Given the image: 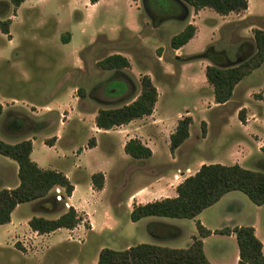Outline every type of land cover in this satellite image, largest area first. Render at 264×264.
Masks as SVG:
<instances>
[{
	"label": "rangeland",
	"instance_id": "rangeland-1",
	"mask_svg": "<svg viewBox=\"0 0 264 264\" xmlns=\"http://www.w3.org/2000/svg\"><path fill=\"white\" fill-rule=\"evenodd\" d=\"M136 5L138 10L133 8V2L130 3L128 0H98L94 5H89L88 0L22 1L15 9L8 29L9 34L0 32V122L6 118L1 131L4 134L9 131H21L22 127L17 129L14 123L8 122L6 125L7 118H12L22 125L21 122L25 118L20 114H28L31 110H36L39 114L43 112L42 106L54 107L61 95L60 87L64 70H69L76 65L77 60L82 67L76 75V89L72 94L77 98V108L93 111L99 107L112 108L122 104L130 91H137L134 76L130 74L132 80L125 81L124 76L118 72L103 70L95 65V61L113 51L114 48H120L130 55L131 65L136 63L146 67L144 71H148L157 89L155 106L161 116H169L170 121H173L178 114L188 110L192 120L191 138L197 136L200 120H207L211 116L208 106L211 107L213 101L211 89L205 82L202 68L203 64H208V61L193 56L211 47L214 50L224 51L228 56L229 65H233L239 60L237 57L240 44L244 47L243 53L246 55L253 53L251 30L252 28L264 29V0H247L245 10L237 13L230 12L226 15H219L208 8L199 9L196 13L188 11L186 20L181 23L172 20L173 16L180 13L179 9H175L173 0H137ZM74 9L82 13V22L74 20L80 17L78 12L72 14ZM11 13L12 6L0 0V18ZM186 21L194 25V35L179 49H170L168 44L170 35L178 32ZM144 22H148V25H157L149 29ZM120 26H126L130 32L138 30L142 41L129 36L128 32L122 28L116 29ZM62 31H66L70 36V39L64 43L58 38ZM104 35L113 40L108 42ZM93 40V45L86 46ZM106 43L109 45L108 48L105 46ZM174 53L179 56L178 59L172 57ZM181 62L183 65L178 72ZM163 63L168 64V69L171 72L174 70V73L169 75L164 67L161 69L164 74L161 73L158 65ZM128 69H125V72L129 73ZM72 79L73 77L65 81L63 86ZM239 86L242 91H234L227 107L243 103L248 109L256 111L257 105L261 107L264 105V57L257 68L240 79ZM69 101L70 98H68ZM9 112L16 114L6 117L11 114ZM241 112L243 115L245 110L242 109ZM57 116V111L53 113L47 111L39 117H29L42 123L40 126L42 128L37 131L31 130L32 132L27 134L33 135L31 157L38 158V162L45 167L64 169L71 182L77 181V188H84L83 176L86 173L96 172L101 168L106 170V191L103 195V203L107 202L111 214L115 216L116 225L111 233L105 232L97 239H90L88 244L93 249V253L99 246L119 249L125 243L134 242L185 247L191 233L195 230L191 219L162 217L161 219L179 225L182 232L180 236L169 238L167 241L157 240L155 237H161L165 228L147 225L145 218L131 222L123 207L115 209L114 203H111L114 198L124 202L127 195L135 191L150 176L159 175L165 171L169 173L174 165L184 161V158H180L178 162L176 159H171L166 135L155 139L151 146L152 155L147 158V163L144 165L147 169L145 174L140 166V168L132 169L129 159H122L126 155L122 148H119L116 131H108L106 135L95 134L90 131L87 121L81 122V126L76 128L72 129L68 125L61 130L63 138L71 141V146L61 145L60 142H55L51 147L43 144V141L48 140L50 143L53 140V136L49 134L54 132V126L52 128L50 126L53 123L56 124ZM231 118L230 124L237 123ZM33 125L31 124V129L35 130ZM2 136L0 133V138L4 137ZM91 136L96 139L97 145L84 151L83 147H87V140ZM221 139V136L215 139L209 136L208 129L207 139L196 141L195 148L189 152L190 166L195 167L199 160L208 161L207 163L228 164L229 160L224 159L219 147ZM81 148L82 153L76 159L71 151L78 152ZM187 150L188 145H183L174 156L182 157V152ZM62 154L66 155L65 159L61 157ZM106 156H111V159L107 164H103V161L107 160ZM0 158L3 157L0 156ZM76 163L80 165L78 170L82 172V177L77 179H75L77 172L72 168V165ZM246 166L251 168L249 163ZM235 192L243 200L242 212L253 208V203L245 195L239 191ZM117 228L121 231L118 232ZM167 230L168 233L175 231L172 227ZM63 232H55L53 237H61ZM114 236L120 238L113 239ZM20 246V241L7 243L0 250V264H25V257L21 253ZM45 254L48 255V251ZM93 255V258L87 260L89 264H95L96 255Z\"/></svg>",
	"mask_w": 264,
	"mask_h": 264
},
{
	"label": "crops",
	"instance_id": "crops-1",
	"mask_svg": "<svg viewBox=\"0 0 264 264\" xmlns=\"http://www.w3.org/2000/svg\"><path fill=\"white\" fill-rule=\"evenodd\" d=\"M97 1L90 3L88 0V4L94 5ZM128 1H130V3L133 2L134 4L133 8H135L136 10L139 9L138 6L136 5L137 0H128ZM173 1L175 3L174 6L176 7L175 9H179L180 13L179 15L177 14L176 16L173 17L170 16V17H172V20L181 23L186 20L185 18L188 11L189 12L190 11L193 12V11L191 7L185 5L182 1L180 0H173ZM15 9L13 10L12 8V13L4 17L9 20L8 29L14 17ZM74 12H78L80 15L79 18H74V20H77L79 23L82 22L81 21L83 18L82 13L77 9H74L72 14ZM4 18H0V19H4ZM148 22L147 23L144 22V25L146 24L148 25ZM151 23L153 22L151 21ZM187 23L189 22L186 21L182 25L181 29ZM156 25L151 24L148 25V27L149 29H151ZM121 28L127 31L129 36L135 37L139 41H142L141 36L138 33V30L135 32L132 31L130 32V29L127 28L126 26H122V27L120 26L119 28L116 29L120 30ZM8 29H7V33L4 34L6 35L9 34ZM62 32L59 33L58 38L60 42H62V39H66L65 42H67L70 39V36L67 34L66 31H62ZM97 34H101V33H97ZM106 40L109 42L113 39H109L106 37ZM93 43L94 40L88 43L86 46L93 45ZM105 46H107L108 48L109 45L106 43ZM177 49H172V50H177ZM111 53H118L127 59L128 66L118 70V73L124 76L125 81L132 80L130 74H132L136 80V85L138 87L137 91H130V93L127 94V96L125 97L126 99H124L123 101V103H127L131 99H133L135 95L138 93V89H139L138 77L140 75L146 74L150 78V74H148V71H144V68L146 67H143L142 65H137L136 63H133V65H131V61L129 60L130 55L128 54L127 51L121 50L120 48H114L113 51H110L106 55ZM172 57L174 59H178L179 56L174 53ZM204 60L207 61L206 59ZM182 62L178 66L179 67L178 72H180L181 70V67L183 65ZM158 66L160 67V70L163 69L164 67L165 71L169 73V75L174 73V70L173 72H171V70L168 69L169 67L168 64L166 65L165 63H163L162 65H158ZM204 66L205 64H203L202 66L203 69ZM81 69L82 67L78 60L76 62V65H73L72 68H70L69 70L65 69L64 75L62 76V80H61V84H62L60 87L61 95L60 96L58 95L59 97L57 103L54 104V107H50V106L41 107L42 108L41 110L43 111L41 112L42 114L47 113V111L48 112L52 111V113L53 111H57V115H58L56 124L53 123V125L50 126V128L54 126L53 127L54 132L52 131V129L49 128L50 131H52V133H50L49 135L53 136V140L50 143L48 142V140L43 141V144H46L49 147L53 146L55 142H60L61 145L64 146H71L72 144L71 141H69V139L63 138V133L61 134V130H64L68 125H70L72 129L74 127L76 128L77 126H81L80 124L81 122L87 121L91 128L90 131L95 134L106 135L108 131H112V130L116 131L115 134L117 135V138H119L118 139L119 148H122V151L125 141H127L129 138H136L137 140L140 141L142 145L146 146L150 150V155L147 157L149 158L152 155L151 146L153 145L155 139L163 136L164 134L168 139V135L173 131L176 121L185 115L190 117L188 110H186L184 111V113L178 114L173 121H170L169 116H161V114L156 109L154 103L153 109L151 113L148 115H144L142 117L132 119L125 124L114 126L109 129H105V130L98 129L95 127L93 121L95 111L97 108L94 109L93 111H86L84 109L77 108L76 105L77 98L72 95L76 89L75 86L76 75L79 71H81ZM125 69H128L129 73L125 72L126 71ZM161 73L164 74L162 70ZM71 77H73V79L70 80L69 83L65 84V86H63L65 81H67ZM239 81L233 86L232 93L230 96L231 98H229L227 101L223 103L213 102V104H211L212 105L211 107L208 106L209 109L208 111L209 114H211V116L207 118V120L204 119L200 120L199 127L201 123L203 124V127L202 130L199 129V133L194 138L193 137L191 138L190 135V127L192 124V120L190 117L187 137L180 145H178L171 152L172 160L176 159L178 162L180 158L182 159L184 158V161L182 163L174 165L172 171H170L169 173H165L166 172L165 171L164 172L165 174L161 173L159 175H153L152 177L150 176L135 191L128 194L124 202H122L118 198H114L113 200H111V203H114L115 209L118 207L120 208L123 207L124 212L126 213V216L129 219L128 215L134 204H143L145 202L152 201L155 199L174 196L175 195L174 186L181 179H183L187 175L192 174L199 167L200 164L202 163L207 164L208 161L204 162L203 160H199L195 167H191L189 163L190 160L189 152L191 149L195 148L194 143L196 141L207 139L208 129H209V136L211 137L213 136L214 139L219 136L222 137V139L220 140L219 147L223 152L222 156L224 157V159L229 160L228 161L229 163L225 165L236 163L244 168L256 169L258 165L264 164V162L262 161L264 157L261 155L259 150L260 146L264 143V125L262 118V113L264 112V105H262V107L257 105L256 111L252 109H248L243 103H237L231 107H227V104L232 99L234 91L236 90H239V92L242 91V88L239 86ZM68 98H70L69 102H68ZM1 109L3 110V107H1ZM242 109L245 110L243 115L241 112ZM238 112H239V118H238ZM41 113L38 114L36 110H31L28 114L27 113L20 114V116H23L24 118L28 119L29 123L27 124L26 122L25 126H21L22 128L21 131L19 132L9 131L8 133L4 134L1 131L5 120L3 119L0 122V133L5 137V139H3L4 138L3 136H2L3 138L0 139L7 143H15L21 139H29L31 143L29 158L38 167L43 169L48 168V169L60 171L69 180L67 172L64 169L62 170L56 167H45V165H42L41 163L38 162L39 160L38 158L34 159L31 157L33 135H27V134L42 128L40 127L42 123L29 117L31 116L39 117V115H42ZM15 114H16L15 112H12L10 115L8 114L6 117L13 116ZM230 118L233 121L235 120V122L237 123L230 124L229 123ZM31 124H34L33 126H35V130L31 129ZM91 137L93 138L92 145L91 146L86 145L87 147L85 148L83 147L84 151L94 148L97 145L96 139L93 136ZM8 140H12V141H8ZM186 144L188 145V150L184 151V153L182 152L181 154L182 157H179L177 155H176L177 157L174 156L175 153H177V151H179V149H181V147ZM81 153H82V148L78 152H76V150H74L73 152L71 151V154L75 156L76 159L78 156H80ZM2 157L3 158H0V188H13L18 183V179L16 175L17 165L13 160L4 156ZM61 157L65 159L66 155L62 154ZM147 158L136 159L128 155L122 157L123 160L129 159L130 163L132 164V169L140 166L141 170L145 174H147L146 173L147 169H145L144 165L147 163ZM106 159L107 160L103 161V164H107L108 161L111 159V156L110 157L106 156ZM247 163H249L251 168L246 166ZM72 166H73L72 167L73 170L77 172L75 175V179H77L80 176L82 177V172L78 170L80 168V165L76 163L73 164ZM96 172H100L102 175V185L99 189H94L91 186L89 176L90 174L95 172H89L83 176V179H85L84 188H77L78 187L77 181L71 182L69 180V182L72 184V190L68 196H64L62 194V189L59 187H55L52 190H50L49 193H51L52 191L55 192L54 197L56 194H58L59 199H63L64 207L60 211H56L53 213H44L37 211L35 209V205H36L35 200L16 204L9 214L8 222L0 224V250L3 249L7 243H10L12 241H20L21 253L23 257H25L24 258L25 264H89L87 261L88 258H93L94 257L93 254L97 255L99 249L102 248V246L101 247L99 246L97 249H95L93 253V249H91L90 245L88 244L90 239L93 238L97 239L105 232L111 233L115 229V225H116V219L114 218L115 216L111 214L107 202L103 203V195L106 191V186H105L106 170L101 168ZM243 204H244L243 200L239 196V194H236L235 191H228L222 194L217 201H215L213 204L209 205L208 207L202 209L193 219H191L193 223H195V221L197 220L203 228L211 231L208 235L201 238L202 252L205 258L210 263L234 264L238 259L237 246L233 233L231 231L226 234L212 232L214 229H219L223 227L232 228L233 226H240V225L251 226L254 236L259 240L261 244L260 250H261V254L264 256V203L260 205L253 204L254 205L253 208L249 209L247 212H242ZM68 206H71L81 217V220L71 229L57 228L48 233L38 234L35 231L31 230L27 225V220L32 215L34 216L41 215L43 217L53 218L56 217L60 212L64 211L65 208H67ZM144 218H145L144 221L146 222L147 225L148 224L157 225L160 227L162 226L161 228H165L164 229L165 231L161 233L162 234L161 237H155V239L157 238V240L167 241L169 238H174L181 235L182 228L179 225L170 223L165 219H161L162 217L146 216L139 218L136 221H139ZM136 221H131V222H136ZM170 227L175 229L174 233L167 232L168 231L167 229ZM60 231H64L63 232L64 234L62 233L61 237H53V234L55 232H60ZM117 231L119 232L121 230L117 228ZM195 235H196V230H194L191 233L185 247L190 243L191 239ZM119 238L120 237L114 236L113 239H119ZM133 244H136V242L131 244L125 243V245H122V247L119 249L126 248ZM152 244L167 246L166 244L163 243H152ZM84 248L85 250L83 251ZM172 248H182V247H172ZM47 251H48V255L45 254V252ZM84 257L86 262L84 261Z\"/></svg>",
	"mask_w": 264,
	"mask_h": 264
},
{
	"label": "trees",
	"instance_id": "trees-1",
	"mask_svg": "<svg viewBox=\"0 0 264 264\" xmlns=\"http://www.w3.org/2000/svg\"><path fill=\"white\" fill-rule=\"evenodd\" d=\"M13 10L23 0H4ZM97 0H89L93 3ZM191 7L195 13L199 9L208 8L219 15L230 12H240L246 9L247 0H180ZM9 20L0 19V32L7 33ZM195 27L187 23L183 28L171 35L168 40L171 49H177L185 44L194 34ZM253 53H243L244 47L238 48V61L229 65L228 56L222 50L207 47L193 57L208 61L204 66L203 74L206 83L211 88L212 101L223 103L232 93L233 86L253 69L257 68L264 57V29L252 28ZM66 39H62L65 42ZM95 65L104 70H118L127 67V59L118 53H111L95 61ZM138 93L127 103L117 107L97 108L93 118L98 129H109L129 122L132 119L151 113L156 101V88L148 75L138 77ZM239 115V112H238ZM264 125V112L262 113ZM6 119V118H5ZM27 120V121H25ZM5 121V120H4ZM8 122L14 123L17 129L29 123L22 120V125L12 118ZM189 116H182L176 121L173 131L168 135V150L171 153L188 135ZM19 125V126H18ZM201 123L200 129L202 130ZM93 138L87 140L91 146ZM31 143L29 139H21L15 143H7L0 139V155L13 160L17 165L18 183L13 188H0V224L9 220V214L16 204L36 201L35 209L44 213L60 211L63 199H55V187L62 189V194L68 196L72 184L60 171L40 168L30 158ZM264 157V143L259 148ZM123 152L136 159H145L150 150L136 138H129L123 145ZM264 162V159L262 160ZM89 180L94 189L102 185L100 172L90 174ZM175 195L163 197L143 204H134L129 212L130 221H136L146 216L168 218L193 219L202 209L213 204L219 197L228 191H239L255 204L264 203V164L256 169H248L236 163L223 165L219 163L200 164L190 175L185 176L174 186ZM81 220L80 215L68 206L56 217L47 218L41 215H32L27 220L28 227L38 234L48 233L57 228L71 229ZM196 235L186 247L172 248L152 243H136L122 249L102 247L96 255L95 264H212L202 252L201 238L211 231L203 228L195 221ZM232 232L236 241L238 259L234 264H264L261 254V244L254 236L249 225L233 226L232 228L214 229V233Z\"/></svg>",
	"mask_w": 264,
	"mask_h": 264
},
{
	"label": "built area",
	"instance_id": "built-area-1",
	"mask_svg": "<svg viewBox=\"0 0 264 264\" xmlns=\"http://www.w3.org/2000/svg\"><path fill=\"white\" fill-rule=\"evenodd\" d=\"M55 199H57V200L59 199V196H58V194H56V195H55Z\"/></svg>",
	"mask_w": 264,
	"mask_h": 264
}]
</instances>
